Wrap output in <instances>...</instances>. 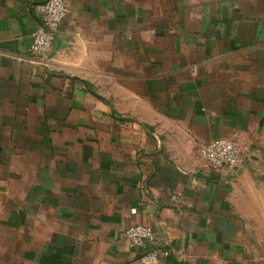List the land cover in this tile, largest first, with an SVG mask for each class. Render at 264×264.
Instances as JSON below:
<instances>
[{
  "label": "crops",
  "instance_id": "obj_1",
  "mask_svg": "<svg viewBox=\"0 0 264 264\" xmlns=\"http://www.w3.org/2000/svg\"><path fill=\"white\" fill-rule=\"evenodd\" d=\"M43 0H0V264H253L264 218V0H68L48 65ZM233 137L241 164L198 146ZM259 214V215H258Z\"/></svg>",
  "mask_w": 264,
  "mask_h": 264
},
{
  "label": "built area",
  "instance_id": "obj_2",
  "mask_svg": "<svg viewBox=\"0 0 264 264\" xmlns=\"http://www.w3.org/2000/svg\"><path fill=\"white\" fill-rule=\"evenodd\" d=\"M68 0H43L37 5L39 24L32 33L29 56L40 65H48L55 51V41L66 22ZM198 155L215 169H233L241 164L242 151L237 139L220 137L198 146ZM129 243L141 251V264H156L172 254L169 241L152 225L136 223L126 230Z\"/></svg>",
  "mask_w": 264,
  "mask_h": 264
},
{
  "label": "rangeland",
  "instance_id": "obj_3",
  "mask_svg": "<svg viewBox=\"0 0 264 264\" xmlns=\"http://www.w3.org/2000/svg\"><path fill=\"white\" fill-rule=\"evenodd\" d=\"M260 215L263 216L264 213ZM246 245L248 258L253 264H264V218L253 219L251 221Z\"/></svg>",
  "mask_w": 264,
  "mask_h": 264
}]
</instances>
